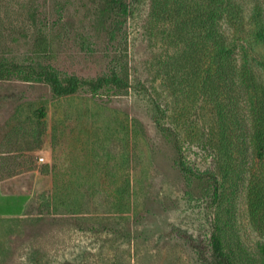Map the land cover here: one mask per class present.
I'll return each mask as SVG.
<instances>
[{
  "label": "rangeland",
  "instance_id": "374dc122",
  "mask_svg": "<svg viewBox=\"0 0 264 264\" xmlns=\"http://www.w3.org/2000/svg\"><path fill=\"white\" fill-rule=\"evenodd\" d=\"M174 1L128 0L116 44H96L90 55L69 42L52 63L87 81L116 70L127 78L123 92L57 98L41 82L0 80V131L29 151L24 175L0 177L2 192L29 199L21 213L15 203L0 204V213H14L0 214V264H210L217 227L210 174L218 165L197 143L207 136L201 104L173 91L189 39L184 29L175 39L165 12ZM98 8V0H0V60L25 63L33 21L59 16L77 37L91 33ZM177 103L187 107L173 133ZM241 189L227 204L232 234L225 242L254 255L264 234L251 224Z\"/></svg>",
  "mask_w": 264,
  "mask_h": 264
},
{
  "label": "trees",
  "instance_id": "16d2710c",
  "mask_svg": "<svg viewBox=\"0 0 264 264\" xmlns=\"http://www.w3.org/2000/svg\"><path fill=\"white\" fill-rule=\"evenodd\" d=\"M98 1L92 34L70 36L71 23L59 16H44L37 24L33 21L25 63L1 59L0 80L19 77L27 82H41L57 98L79 91H125L127 78L116 70L110 77L87 81L74 75L64 76L52 65L62 46L69 42L79 52L90 55L96 52V44H116L117 32H121L130 13L129 2ZM155 4L158 6V2ZM165 12L177 27L175 39L181 37L183 29L189 35L188 45L181 51L186 64L175 69L182 72L175 75V97L187 92L195 105L201 104L207 119V136L205 142L197 143L210 149L218 165V174H210L217 203L210 264H264V248L258 254H242L225 242L232 234V215L227 204L240 185L248 218L264 234V0H185L183 5L175 0ZM119 54L112 62L122 67ZM187 83L191 88L185 90ZM186 107L177 103L173 108V133L177 127L182 128ZM179 167L191 173L183 164Z\"/></svg>",
  "mask_w": 264,
  "mask_h": 264
},
{
  "label": "crops",
  "instance_id": "0c3cea01",
  "mask_svg": "<svg viewBox=\"0 0 264 264\" xmlns=\"http://www.w3.org/2000/svg\"><path fill=\"white\" fill-rule=\"evenodd\" d=\"M1 125L2 124L0 123V130H1ZM14 136L15 135L12 132H8V130L0 131V177L10 178L19 175L21 176L24 175L23 163L25 157L23 155L24 154L29 155V151L28 149H25V151L22 148L20 149L19 144L18 143L16 144V142H14L15 141ZM15 169L19 170L20 173H15ZM1 183H3V181L2 182L0 181V184ZM22 197L23 194L21 195L8 194L2 192V189H0V204H3L5 202L7 204L15 203L16 205L15 207L14 206L13 207L15 208L14 211H16L17 213L23 212L29 201L28 199L23 202ZM0 214H5V216H8L14 213H11L9 211V213L6 212Z\"/></svg>",
  "mask_w": 264,
  "mask_h": 264
}]
</instances>
